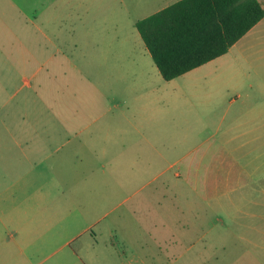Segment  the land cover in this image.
I'll return each mask as SVG.
<instances>
[{
  "label": "crops",
  "instance_id": "crops-1",
  "mask_svg": "<svg viewBox=\"0 0 264 264\" xmlns=\"http://www.w3.org/2000/svg\"><path fill=\"white\" fill-rule=\"evenodd\" d=\"M65 1L0 0V264H219L221 256L226 264H264V96L238 93L199 106L196 123L212 138L182 160L205 203H196L194 217L173 219L177 229L158 218L169 248L120 253L116 236L99 231L106 213L89 220L78 211L76 189L87 186L75 182L106 175L108 141L92 135L93 126L102 133V123L100 115L84 119L86 105L68 106L65 119L61 100L38 104L73 58L57 34L75 30L59 20L72 9ZM94 94L108 103L107 91ZM92 161L101 171L90 169ZM96 186L100 192L101 179ZM174 206L184 213V205ZM186 208L184 215L192 206Z\"/></svg>",
  "mask_w": 264,
  "mask_h": 264
},
{
  "label": "rangeland",
  "instance_id": "rangeland-1",
  "mask_svg": "<svg viewBox=\"0 0 264 264\" xmlns=\"http://www.w3.org/2000/svg\"><path fill=\"white\" fill-rule=\"evenodd\" d=\"M176 1L70 0L72 9L59 20L75 30L57 34L73 58L66 72L58 68L55 91L45 87L38 101L43 107L61 100L65 119L68 106L78 104L89 110L84 119L100 115L102 133L96 126L90 129L92 135L107 137L108 157L101 161L106 175L96 172L77 180L92 193L76 189L75 195L83 217L92 220L106 213L99 231L116 236L120 253L167 247L170 241H163L165 225L158 218L177 229L173 219L194 217L196 203H205L185 178L182 160L188 152L194 158L201 142L212 138L211 129L196 123L199 106L221 105L238 93L264 96V18L226 54L177 78L162 77L135 24ZM94 91H107L108 103H100ZM43 116L51 119L50 112ZM90 169L101 171L99 161H92ZM150 201L156 203L155 212ZM175 204L192 208L184 215L185 209L182 214ZM205 216L210 213L199 217ZM219 264H226V257Z\"/></svg>",
  "mask_w": 264,
  "mask_h": 264
},
{
  "label": "trees",
  "instance_id": "trees-1",
  "mask_svg": "<svg viewBox=\"0 0 264 264\" xmlns=\"http://www.w3.org/2000/svg\"><path fill=\"white\" fill-rule=\"evenodd\" d=\"M263 18L261 0H178L135 26L171 80L226 54Z\"/></svg>",
  "mask_w": 264,
  "mask_h": 264
}]
</instances>
